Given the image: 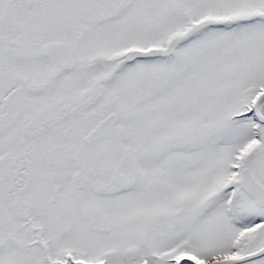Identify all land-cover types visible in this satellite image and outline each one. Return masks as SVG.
Wrapping results in <instances>:
<instances>
[{
  "label": "snow or ice",
  "instance_id": "1",
  "mask_svg": "<svg viewBox=\"0 0 264 264\" xmlns=\"http://www.w3.org/2000/svg\"><path fill=\"white\" fill-rule=\"evenodd\" d=\"M0 264H264V0H0Z\"/></svg>",
  "mask_w": 264,
  "mask_h": 264
}]
</instances>
